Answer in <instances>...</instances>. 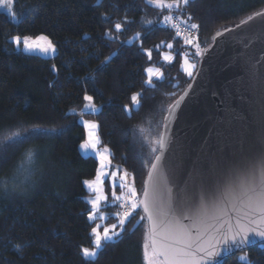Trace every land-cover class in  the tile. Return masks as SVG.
Instances as JSON below:
<instances>
[{
	"label": "trees",
	"instance_id": "1",
	"mask_svg": "<svg viewBox=\"0 0 264 264\" xmlns=\"http://www.w3.org/2000/svg\"><path fill=\"white\" fill-rule=\"evenodd\" d=\"M11 9L15 22L0 8V137L35 125L55 131L8 149L0 159V264H146L148 223L135 213L97 258L82 256V247L94 246L91 230L98 220L88 219V199L95 193L84 181H95L101 171L98 156L80 148L86 140L79 115L88 103L84 96L93 97L98 111L85 112L83 120L98 124L99 147L108 150L111 172L117 171L115 188L110 176L102 181L109 200L101 201V209L106 223L119 226L116 213H122L123 204L113 203L112 195L125 196L119 176L122 170L128 173L140 198L168 106L191 78L181 70V56L188 52L198 62L164 16L179 15L199 25L194 43L204 48L218 30L264 9V0H189L179 9L148 0H14ZM117 23L123 25L119 31ZM41 34L57 46L54 57L17 49L11 41L15 35ZM168 45L174 56L165 63L162 53ZM151 65L160 67L163 77L149 85L146 69ZM26 150L37 156L32 175L21 183L16 166ZM245 255L248 260L238 259ZM249 261L264 264V243L223 264Z\"/></svg>",
	"mask_w": 264,
	"mask_h": 264
},
{
	"label": "snow or ice",
	"instance_id": "2",
	"mask_svg": "<svg viewBox=\"0 0 264 264\" xmlns=\"http://www.w3.org/2000/svg\"><path fill=\"white\" fill-rule=\"evenodd\" d=\"M149 3H155L161 8H178L181 3L187 5L189 0H148ZM14 0H0V7H8L9 15L13 22L17 19L16 13L12 11L11 6ZM257 15H261L258 13ZM253 17L249 16L248 20ZM172 20L171 16H164L163 22L167 23ZM147 23L151 24L152 21ZM187 25L190 30H198L199 25L187 21H181ZM246 23V22H242ZM122 24H115L117 31L121 30ZM177 28V36L184 37V44L194 47V55L201 57L204 52L199 43H194L197 39L192 36H184L183 32L179 31V24L173 25ZM236 27H239L237 25ZM230 31V29H225ZM106 33L105 35H109ZM220 36L221 33H216ZM139 34H137V38ZM17 47L21 45L26 51L40 52L45 56L54 57L57 52V46L49 39V37L41 34L35 40L32 37L15 35L11 37ZM43 41L44 43H40ZM169 48L172 45H168ZM188 53H183V71L188 77L193 76V70L196 65L189 62ZM151 53L149 52V58ZM108 60L111 57L107 58ZM165 62H171L173 57L165 55L163 57ZM102 64L104 61L101 62ZM55 70V68H54ZM148 73L147 84L151 85L153 77L158 80L163 77V73L157 71L153 72L152 68L146 69ZM141 95V94H137ZM183 99V98H182ZM84 100L85 112L96 113L98 108L95 103H92L93 97L85 95ZM132 100L137 101V96H132ZM180 101L176 102V107ZM85 112H81V123L88 129V138L80 145V148L85 153L92 152L98 155L102 168L110 166V160L103 152L97 151L98 136L96 129L98 124L95 121L83 120ZM73 114H75L73 112ZM165 127H167L165 125ZM54 129L45 130L40 125H35L31 128H24L12 132L10 135L0 137V159H3L4 153L10 148H17L25 143L42 139ZM143 132V130H141ZM159 143V142H158ZM108 151L107 149L104 150ZM153 152L156 149H152ZM37 153L32 150H26L22 153L19 162L16 166V172L23 176L21 183L26 182L32 175L33 165L36 162ZM264 157V153L261 154ZM162 157L154 156V161H150V170L147 173V180L144 182L142 191V199L138 198L137 189L130 182L128 173L124 172L119 176L118 183L121 188L127 189V196L116 195V201L121 202L125 206L122 215L119 216L118 224L120 231H117V224H111L110 227H104L101 232L99 229L101 225L97 224L92 228L94 234V247H82L81 252L85 260L89 258H97L98 250L105 247V242H112L124 230V225L129 218L133 217V213L139 216L141 221L147 220L149 223V241L144 244V259L146 264H220L217 258L221 256L222 252H230L233 248L242 249L249 243V234L254 233L256 236L264 237V163L257 174L255 165L251 167H244L241 169H232L230 173L223 175L212 181L210 176L200 174L199 182L196 183L197 178L189 175V179L184 182V187H177L176 195L187 207L189 211H195L197 207L201 210L198 216L188 215L182 213V220L189 223L185 224L181 219H176L172 214L165 199L171 193V189L161 185L159 176L156 175L162 163ZM109 175L112 179V187H116L117 171L110 173L101 172L95 181H84L89 189L96 193L95 198H89L88 202L91 204V211L88 212V219L95 221L97 219V212L100 208L101 201H108L109 197L104 195L101 188L98 186L102 183L100 177ZM15 186V183H14ZM209 201H220L221 206L218 214L209 215L207 212V205ZM230 205V207H229ZM137 209H141L144 215H140ZM239 260H248V257L242 256ZM251 264V261H249Z\"/></svg>",
	"mask_w": 264,
	"mask_h": 264
},
{
	"label": "water",
	"instance_id": "3",
	"mask_svg": "<svg viewBox=\"0 0 264 264\" xmlns=\"http://www.w3.org/2000/svg\"><path fill=\"white\" fill-rule=\"evenodd\" d=\"M250 16L252 20L248 16L215 32L202 48L204 55L198 57L189 83L164 116L156 153L163 159L156 175L162 186L172 190L165 197L171 214L185 224L189 222L182 220V213L195 217L201 211L198 207L189 211L176 195L190 174L196 183L200 174L214 182L232 169L252 165L259 175L264 163V9ZM177 101L179 105L173 107ZM146 180L147 174L142 191ZM221 203L209 201L208 214H218ZM262 243L264 237L250 233L246 246L222 252L217 261L223 264Z\"/></svg>",
	"mask_w": 264,
	"mask_h": 264
},
{
	"label": "rangeland",
	"instance_id": "4",
	"mask_svg": "<svg viewBox=\"0 0 264 264\" xmlns=\"http://www.w3.org/2000/svg\"><path fill=\"white\" fill-rule=\"evenodd\" d=\"M183 3H181L180 4V6L178 7V9L179 8H181V5H182ZM12 7V6H11ZM1 9H3L5 12H7V13H9V11H8V7L7 6H5V7H0ZM174 9H176V8H174ZM173 15V14H172ZM171 15V17H172V20H174L175 18L173 17ZM176 19L181 23V21H183V20H181L180 19V16L179 15H177L176 16ZM168 23V22H167ZM171 23H172V21H171ZM170 25H172V24H170ZM173 26V25H172ZM22 37V39H23V36H21ZM25 37V36H24ZM33 38V37H32ZM36 38H38V37H36ZM36 38H33L34 40L36 39ZM11 41L14 43V41L11 39ZM40 43H44L43 41H39ZM181 43H183V45H185L184 44V41H181ZM196 43V42H195ZM15 44V43H14ZM16 46V45H15ZM185 46H191V45H185ZM193 49H194V47L193 46H191ZM16 48L17 49H21V50H25L24 48H23V46L21 45L20 47H17L16 46ZM26 51V50H25ZM195 51V50H194ZM191 52H192V50H191ZM35 53H40V52H35ZM188 53V52H187ZM40 54H42V53H40ZM189 54V53H188ZM165 55H168V56H171V57H173L174 56V54H173V52H172V48H167V50H165L163 53H162V60L164 61V59H163V57L165 56ZM188 59H189V62L190 63H192V64H195L196 65V67H197V63H196V60H194L195 59V57H192V55H188ZM165 62V61H164ZM165 63H168V62H165ZM180 67H181V70H183V54H182V56H181V65H180ZM196 67H195V69L193 70V74H194V72H195V70H196ZM148 68H152L153 69V72L155 73V72H157V71H159V72H161V68L160 67H158V66H155V65H151V66H149V67H147V69ZM147 73V72H146ZM162 73V72H161ZM185 73V72H184ZM186 74V73H185ZM147 75H148V73H147ZM187 76V75H186ZM188 77V76H187ZM153 78H155V77H153ZM190 78V77H189ZM148 79V78H147ZM138 101V100H137ZM139 104V103H138ZM138 104L136 103V102H134V107H137L138 106ZM98 136V135H97ZM105 149H103V150H100V147L97 145V151L98 152H103L104 153V155L107 157L108 156V151H104ZM98 158H99V156H98ZM99 160H100V158H99ZM106 170L107 168H102L101 167V171H100V173L101 172H104L103 170ZM122 175V174H121ZM101 178V177H100ZM102 179V178H101ZM102 181V180H101ZM131 182V181H130ZM134 185V184H133ZM100 188H101V190H102V183H100L99 185H98ZM135 186V185H134ZM135 188H136V186H135ZM137 189V188H136ZM91 191V190H90ZM91 192H93V191H91ZM94 193V192H93ZM125 196H127V189L125 190ZM138 194V193H137ZM95 196H96V193H95ZM95 196L93 197V198H95ZM102 207H101V205H100V208H99V210H98V212H97V224H99V225H101V228L99 229L101 232L103 231V228L104 227H110V225H111V223H106L105 222V219H106V212L104 211V210H102L101 209ZM125 210V206H122V210H121V212L123 213V211ZM122 213H121V215H122ZM114 224V223H113ZM117 231H120V227L118 226L117 227V229H116ZM93 235V243H94V234H92ZM147 237L149 238V231H148V233H147ZM94 247V246H93ZM99 251V250H98ZM143 260H145V259H143Z\"/></svg>",
	"mask_w": 264,
	"mask_h": 264
},
{
	"label": "built area",
	"instance_id": "5",
	"mask_svg": "<svg viewBox=\"0 0 264 264\" xmlns=\"http://www.w3.org/2000/svg\"><path fill=\"white\" fill-rule=\"evenodd\" d=\"M173 25L179 24V31L184 33V36H192L198 38L199 29L198 30H190L186 24L180 23L177 19L172 20ZM177 29V28H176ZM182 41H184V37L180 36ZM197 40V39H196ZM124 206V205H123Z\"/></svg>",
	"mask_w": 264,
	"mask_h": 264
},
{
	"label": "crops",
	"instance_id": "6",
	"mask_svg": "<svg viewBox=\"0 0 264 264\" xmlns=\"http://www.w3.org/2000/svg\"><path fill=\"white\" fill-rule=\"evenodd\" d=\"M85 131H86V139L88 138V129L85 127ZM96 131V133H97V135H98V128L95 130ZM97 145L99 146V136H98V142H97ZM101 150V149H100ZM98 156V155H97ZM108 157V156H107ZM108 159H109V157H108ZM113 168V166L111 165V163H110V166L109 167H107V169L105 170H103L104 171V173H110L111 172V169ZM119 170H122L120 167H117ZM125 171H123L122 170V175H123V173H124ZM109 175H104V176H101V180L103 181V179H105L106 177H108ZM89 190H91V189H89ZM92 191V190H91Z\"/></svg>",
	"mask_w": 264,
	"mask_h": 264
}]
</instances>
